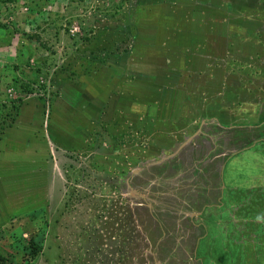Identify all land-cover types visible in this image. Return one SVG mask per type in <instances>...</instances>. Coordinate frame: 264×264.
<instances>
[{
  "label": "crops",
  "instance_id": "1",
  "mask_svg": "<svg viewBox=\"0 0 264 264\" xmlns=\"http://www.w3.org/2000/svg\"><path fill=\"white\" fill-rule=\"evenodd\" d=\"M68 1L25 0L30 9L24 15L15 11L22 12L20 6L25 2L0 0V3H5L4 7L10 3L13 5V9L8 8L1 17L15 15V19L23 20L25 16L39 15L52 18L56 12L62 18L73 13L72 7L64 9ZM198 1L208 4L198 5ZM48 2H58L61 7L50 12L44 7ZM86 2L78 0L76 7ZM211 2L216 4L210 5ZM99 17V22L89 18L91 27L101 28L98 47L106 44V48L109 43H113V50L107 56L101 55L103 60L100 65L103 69L111 67L117 60L118 64L124 63L121 60L128 59L131 51L126 50V45L130 42L135 50L142 39L150 41L144 49L148 50L146 54H141L142 51L133 54L137 59L131 62V67L141 68L148 65L149 61L161 65L155 73L160 75L164 89L154 86L155 89L150 91L152 97L161 95L160 105H155L152 100L153 103L144 104L143 107V103L136 100L141 96L137 90L124 91V99L132 101L133 109L135 106L139 109L136 112L130 106L126 107L139 124L128 118L127 128L110 131L113 129L111 121L121 114L117 107L111 113L107 111L112 101L106 99L110 92L104 81L123 76V81L129 78L139 83L141 74H133L132 70V74L126 75L125 66H122L119 72L124 74L113 75L110 79L108 74H97L81 68L84 65L81 60L90 55L81 57L77 68L61 79V89L65 91L46 106V110L49 109L46 116H50L49 111H53L58 120L53 123L50 119L44 121V114L40 112L42 104L36 99L34 104L20 110L0 139V226L5 223L1 222L5 196L11 201L16 185L37 189L32 192L36 194L35 202L38 200L39 203L37 207L36 203L27 204L25 216L29 217L28 221L40 225L39 220L45 214L44 208L48 206V203L42 204L44 192L41 189L50 185L46 178L49 177V161H53L54 157L55 163L67 161L68 157L70 161L71 158L78 160L83 157L86 163L97 167L95 165L107 158L105 143L110 141L115 146L122 137H127L121 144L122 148L128 147L126 140L134 142V149L142 145L141 150H133L142 154L137 155L138 160L135 162L146 160L145 166L149 167V160L160 161L155 172L162 168L164 174L159 175V178L166 179L162 186L150 182L151 195L162 204L146 202L154 210L150 216L151 228L145 227L143 219H136V214L132 213L135 226L141 229V233L135 235V240L147 237L153 251H158L165 244V239L162 238L164 236H158L160 232L157 230L163 221L170 222V219L157 216L158 211L164 210L171 216L180 217L181 210L183 217L171 219L176 224L182 222L186 227L183 233L185 244L179 251L174 249L182 256L177 264H264V253L261 251L264 220L255 232L251 230L243 233L236 219L239 208L235 206L238 205L240 194L246 193L249 199L258 197L263 203L260 207H264V31L258 39H254L257 36L254 34L255 27L264 30V0H142V5L127 7L117 15L105 11ZM3 24L7 23L2 20L0 24L6 26V29L0 27V66L16 61L18 50L17 47L12 51L14 42L9 35L14 32V25ZM23 28L25 30V25ZM53 31L58 32L55 29ZM124 36L128 43L122 44ZM21 44L27 48L23 40ZM63 44L59 42L58 47ZM181 46H184L183 50L194 49L188 53V59L181 52ZM94 48L85 46L81 50L90 54ZM36 52L40 54L39 50ZM32 56L34 59L35 53ZM43 69L48 71L47 64H43ZM145 72L142 76L149 80L155 74ZM180 72L186 77L188 75L189 82L201 84L196 93H189V89H173L169 78ZM213 72H216L213 77L215 81H211ZM14 74L19 78L25 72L20 70ZM70 82L80 84L73 88ZM94 82L102 83L99 84L100 88L93 85ZM229 82L236 83L237 88H227ZM179 93L181 105L175 106L171 99L179 97ZM68 97H73V100L66 99ZM60 121L64 124L58 128ZM107 122L108 131L104 130ZM52 128L56 130L55 134H52ZM128 129L145 130L146 135L137 139L129 134ZM25 130L29 131L26 144ZM158 151L163 154L152 158L151 154ZM119 163V170L125 176L128 169L121 166L124 163ZM131 168L135 171L128 177L139 178L142 187L143 178L152 179V174H156L154 171L148 174L149 168L143 172L136 164ZM240 171L246 174L235 177ZM42 178L43 183L40 181ZM56 185L59 186L58 183ZM152 186L155 188L152 189ZM18 191L22 192L20 189ZM23 195L14 200L20 207L25 205ZM219 206L223 207L219 209ZM218 214L222 215L209 219L210 215ZM261 217L264 218V215ZM234 242L244 243L245 250L236 253ZM229 250L233 252L231 256L225 254Z\"/></svg>",
  "mask_w": 264,
  "mask_h": 264
},
{
  "label": "rangeland",
  "instance_id": "2",
  "mask_svg": "<svg viewBox=\"0 0 264 264\" xmlns=\"http://www.w3.org/2000/svg\"><path fill=\"white\" fill-rule=\"evenodd\" d=\"M22 1L25 2V0ZM126 1L123 5L121 0H87L86 4H79L80 7H76L78 0H69L68 5L64 7V9L67 7L73 8V13L69 16L61 18L59 17L61 14L54 12L52 18L38 15L25 16L23 20L22 18L15 19V15L14 17L11 15L7 18L1 17L2 13H5V10L8 8L13 9V5L10 3L4 7L5 3H0V24L4 20L8 25H14V32L9 34L14 42L12 51L18 47L16 61L0 66V139L5 130L11 126L20 110L26 105L34 104L35 102L33 101L36 99L42 104L40 112L44 114V121L48 122L49 119L52 123L55 120L57 121L58 118L54 115L53 111L51 113L49 111L50 116L48 114L46 116V112L49 110H46V106L48 102L52 103L60 92L65 91L61 89V79L63 76L70 74L72 69L77 68L80 58L88 55L90 56L81 60L85 65H82L81 68L85 71L90 69L93 73L108 74L107 76L111 79L113 75L124 74L119 72V67L125 66L126 75L132 74V70L133 74H141V81L139 83L134 82L133 79L128 80L129 78L123 81L121 80L123 76H118L113 80L104 81L103 83L106 84V88L110 92L109 97L106 99L112 101L111 105L107 106L106 99L104 98L107 111L111 113L117 107L121 114L119 118L116 115L117 118L111 121L113 129H110V131L127 128L129 120L139 124L138 120H134L131 117L129 108L123 107L130 106L132 102L129 103L126 100L128 104H124L125 97L123 96L125 94L124 91L130 89L137 90L141 96L137 97L136 100L141 101L143 107H145L144 104L149 105L154 99L150 92L153 80H149L148 77H143L142 75L146 74L145 71H150L152 74L155 73L161 65H157L155 61H149L148 65H143L141 68L139 66H136L135 69L131 67V62L133 63L137 59V56L133 54H140L141 51V54H146L148 50L144 49L147 48V44H150V41L148 42L147 38L142 39L135 50L132 42H130L126 45V50H129L128 52L131 51L128 59H122L121 61L124 63L120 64H118L119 60H117L111 67L103 69L100 65L103 60L101 55L107 56L113 50V43H109V46L106 48V44H102L99 48L100 43L98 41H100V37L98 35L101 28H98V26L91 27V19H89L93 18V20L99 22L101 18L97 17L105 11H111L117 15L119 12H124L127 7L142 5V0ZM197 3L198 5L208 4L203 3V1H198ZM215 4L210 3V5ZM44 7L53 12L59 9L61 4L58 2H48L44 4ZM20 8L23 13L18 10L15 12L27 15L30 6L25 2ZM77 10L80 11L76 15L75 12ZM24 25L25 30L23 28ZM0 27L6 29V26L0 25ZM54 29L58 30V32L54 33ZM175 38L174 36V40ZM22 40L27 45L26 49L21 44ZM59 42L65 44L58 47ZM124 43H128L126 36H124L122 44ZM35 46H39V48ZM85 46L95 47L94 51L86 54L85 51L81 50V47ZM37 50H39L40 54L36 52ZM32 53H35L34 59H32L34 56H32ZM41 53L43 54L41 55ZM85 62H89L90 64ZM43 64H47L48 71L42 70ZM20 70H23L25 74H20L23 77L18 78L14 72H19ZM60 74L62 76H58ZM187 77L182 72L175 75V85L179 88L189 89L190 84ZM15 80L21 85L30 87L33 92L28 94L21 90L20 85L15 87ZM182 81L184 82L182 83ZM78 84L80 83L70 82L73 88L79 86ZM99 84L102 83H93V85H97L98 87ZM66 99L73 100V97ZM133 110L137 112L139 109L135 106ZM124 118L126 119L124 120ZM63 124L60 121L57 125L58 128H61ZM105 128L104 130H109V122L105 124ZM128 130H130L129 134L137 139H142L146 135L144 130ZM51 131L52 134L56 133V130L53 128ZM28 132V130H25V144L28 141ZM124 138L127 137H122L121 140L115 143V146L110 141L106 142L107 144L105 143L107 151H104L107 152L105 153L107 158L101 164L95 165L97 167L86 163L83 157L78 160L71 158V161L70 157H68L67 161L58 163L53 162L54 157L53 161H49V177L46 178V181L50 185H47L44 190L41 189L44 192L42 204L48 203V206L44 208L45 214L42 220H39L40 225H38V222L34 224L32 221H28L29 217L25 216L28 212L25 210L27 204L31 202L36 203L37 207L39 203L38 200L35 202L36 194L32 192L37 189H28L21 185L14 186L13 199L10 201V198L5 196L6 201L4 202V209L1 215V222L5 223L0 226V264H107L108 261L109 264L167 263V261L163 262L161 260V253L158 254L159 250L153 251L152 243L147 237L144 238L145 241L142 238L135 240V235H139L141 229H137L134 226L135 228L130 229L133 230L132 232H135L134 234H130V230L125 231L124 220L128 213L124 201L127 203L135 201L134 205L128 204L132 208V213L136 214L134 217L136 219L141 217L145 227L151 228L149 216L154 210L152 209L150 212L146 209V202L158 205L161 204V201L158 198L154 200L153 195H151L150 182L162 186L166 182V179L159 178V175L164 174L162 168L158 172H155L160 166L155 161L149 160V167L153 165L150 168L145 166L144 162L146 160L135 162L138 160L137 155L141 156L142 154H137L133 150H141L142 145L139 144L140 146L134 149V142L126 140L128 147L122 148L121 144L125 142ZM206 143L208 142L206 141ZM144 151L146 153L147 149ZM160 154L163 153L158 151L156 154H151V157L157 158ZM119 161L124 163L121 166L128 170L136 164L139 170L146 172L149 168L148 174H152V171H154L157 175L152 174V179L143 178L142 187L139 178L128 177L130 176L128 172L125 176H122V170H119V164H121ZM245 174V172L240 171L236 173L237 176L235 175V177ZM224 179L227 185L228 178L226 174ZM40 181L43 183V178ZM137 181L138 184H136ZM36 184L37 182L33 186L35 187ZM125 184H129L128 189ZM151 188L154 189L155 186ZM19 189L22 192H19ZM130 190L134 191V193L132 192L130 197H128L126 193H130ZM22 194H24L25 205L20 207L14 200L18 199ZM135 208L142 209V213H138ZM180 212L182 213L180 217H183V211L180 210ZM157 216L165 220L170 219L168 220L170 222L163 221L157 230L158 233L160 232L159 237L164 234V237H162L165 239V244L162 247L164 252L172 251L174 258L178 256L179 260H181L182 256L176 252L185 244L183 233L186 227L182 222L176 224L174 220H171L172 218L179 219L178 215L171 216L166 211L160 210ZM30 239L41 244L40 252L36 258H33L27 249ZM174 249L177 251L174 252ZM176 262H178V258Z\"/></svg>",
  "mask_w": 264,
  "mask_h": 264
},
{
  "label": "trees",
  "instance_id": "3",
  "mask_svg": "<svg viewBox=\"0 0 264 264\" xmlns=\"http://www.w3.org/2000/svg\"><path fill=\"white\" fill-rule=\"evenodd\" d=\"M121 2L124 5L127 1L121 0ZM143 5H145V4H143ZM183 49H184V46L182 47L181 52L188 59V53H192L194 49H191L190 51L183 50ZM170 66L171 65H169L168 67H170ZM169 79L171 80L172 77H170ZM14 85H15V87L20 85L21 90L25 91L28 94H31L33 92V90L30 87H27L25 85H21L17 80H15ZM18 90H19V88H18ZM237 204L238 205L235 204V206L237 208H239V210L236 213V219L239 221V226H241L243 233H247L251 230H252V232H255L258 229L259 224H263V220H264V218L261 217L262 215H264V207L263 208L260 207V206H263L262 201H260L258 197L253 198V199H249L248 194L241 193L240 197L237 200ZM262 234H263L262 235L263 242L261 243V251L264 253V231L262 232ZM233 244H234V251L236 253L239 254L240 252L245 250V244L244 243L239 244V243L234 242ZM27 249L29 250V254H31L33 258H36L40 252L41 244L39 242H35L34 240L30 239L29 247ZM229 251H225V254L226 255L229 254V256H231L233 254V252L232 251L229 252ZM238 264H241V263H238ZM253 264H255V263H253Z\"/></svg>",
  "mask_w": 264,
  "mask_h": 264
},
{
  "label": "flooded vegetation",
  "instance_id": "4",
  "mask_svg": "<svg viewBox=\"0 0 264 264\" xmlns=\"http://www.w3.org/2000/svg\"><path fill=\"white\" fill-rule=\"evenodd\" d=\"M262 31H264V30H260L259 28H257V27H255V30H254V34L255 35H257V36H254V39H258V37H259V35H260V33L262 32ZM171 56H174V55H171ZM263 72H264V69H263ZM215 73L216 72H213L212 73V77H211V81H215V79L213 78V77H215L216 75H215ZM174 77L175 76H173L172 77V79H171V84H172V86H173V89H175V90H180V89H177V88H179L177 85H175V79H174ZM151 80H153V86H152V88L153 89H155L154 88V85L155 86H159L160 87V89H164V86L162 85V83H163V81H162V79H160V75L158 74V73H155L152 77H151ZM189 84H190V88H189V93H196L197 92V89L198 88H200L201 87V84H199L197 81H190L189 82ZM188 84V85H189ZM226 87L227 88H237V84L236 83H228L227 85H226ZM171 89V88H170ZM179 95V97H177V98H174V99H171V100H173V102H174V105L175 106H178V105H181V93H179L178 94ZM161 95L160 94H158V96H155L154 97V101H155V105H160V102H161ZM128 102L130 103L131 101H129L128 100ZM187 102H188V100H187ZM124 104H128L127 103V101L125 100L124 102H123ZM131 106V105H130ZM123 107H129V106H123ZM145 131V130H144ZM161 143H165L166 141H160ZM168 145V144H167ZM133 170H134V168H131L130 170H127L126 172H128L130 175H131V173H133ZM135 171V170H134ZM127 174V173H126ZM131 177H133V176H131ZM134 178V177H133ZM136 184H138V181L136 182ZM124 201V200H123ZM125 203L124 204H126V207H127V209H126V211H127V213H128V215H126L125 217V231H127V230H130V229H132L135 225H136V222H135V219L133 218V216H132V208L129 206V205H127V204H132V205H134V202L135 201H133L132 203H127L126 201H124ZM130 208V209H129ZM131 210V211H130ZM137 211V210H136ZM138 213H142V210L139 212V211H137ZM129 214H131V215H129ZM150 219V218H149ZM140 220L142 221V218L140 217ZM135 228V227H134ZM133 230H130L129 231V233L130 234H134L135 232H132ZM134 231H135V229H134ZM161 236H163V234L161 235ZM161 253V255H160V258H161V260L164 262V261H167V263L166 264H177V258H178V260L180 259L178 256H176L175 258H174V255H173V253H172V251L170 252V251H167V252H164V249L163 248H160L159 249V252H158V254H160Z\"/></svg>",
  "mask_w": 264,
  "mask_h": 264
},
{
  "label": "water",
  "instance_id": "5",
  "mask_svg": "<svg viewBox=\"0 0 264 264\" xmlns=\"http://www.w3.org/2000/svg\"><path fill=\"white\" fill-rule=\"evenodd\" d=\"M177 145H179V144H177ZM177 147H178V146H177ZM177 147H176V148H177ZM180 149H181V146L179 147L178 151H179ZM159 162H160V161L155 162V163H156V164H160ZM223 166H224V165H223ZM136 172H137V171H136ZM125 185H126V188L128 189V188H129V184H125ZM132 192L134 193V191L130 190V193L127 192L126 195H127L128 197H130V195L132 194ZM222 207H223V206H219V209L222 208ZM147 209L151 212V206H150V205L147 206ZM221 215H222V214H218V215H210V216H209V219L212 218V217H220Z\"/></svg>",
  "mask_w": 264,
  "mask_h": 264
},
{
  "label": "clouds",
  "instance_id": "6",
  "mask_svg": "<svg viewBox=\"0 0 264 264\" xmlns=\"http://www.w3.org/2000/svg\"><path fill=\"white\" fill-rule=\"evenodd\" d=\"M148 205H150V204H148ZM146 209H147V208H146ZM151 211H152V209H151ZM149 213H150V212H149ZM149 213H148V214H149ZM152 214H153V213L151 212V215H150V216H152ZM150 216H149V218H150Z\"/></svg>",
  "mask_w": 264,
  "mask_h": 264
}]
</instances>
